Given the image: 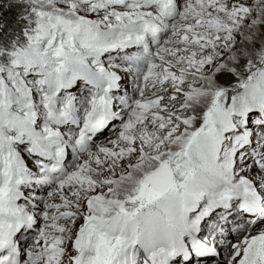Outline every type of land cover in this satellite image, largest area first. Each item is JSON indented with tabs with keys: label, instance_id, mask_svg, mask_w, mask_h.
<instances>
[{
	"label": "snow or ice",
	"instance_id": "obj_1",
	"mask_svg": "<svg viewBox=\"0 0 264 264\" xmlns=\"http://www.w3.org/2000/svg\"><path fill=\"white\" fill-rule=\"evenodd\" d=\"M0 264H264V0H0Z\"/></svg>",
	"mask_w": 264,
	"mask_h": 264
}]
</instances>
